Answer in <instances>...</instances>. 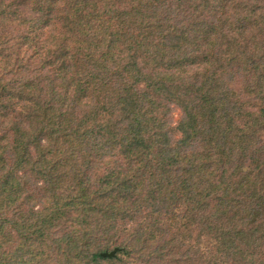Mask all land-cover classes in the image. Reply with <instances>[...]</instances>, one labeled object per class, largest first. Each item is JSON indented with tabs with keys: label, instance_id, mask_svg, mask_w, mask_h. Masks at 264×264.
Here are the masks:
<instances>
[{
	"label": "trees",
	"instance_id": "trees-1",
	"mask_svg": "<svg viewBox=\"0 0 264 264\" xmlns=\"http://www.w3.org/2000/svg\"><path fill=\"white\" fill-rule=\"evenodd\" d=\"M0 264H264V0H0Z\"/></svg>",
	"mask_w": 264,
	"mask_h": 264
},
{
	"label": "water",
	"instance_id": "water-1",
	"mask_svg": "<svg viewBox=\"0 0 264 264\" xmlns=\"http://www.w3.org/2000/svg\"><path fill=\"white\" fill-rule=\"evenodd\" d=\"M115 251H116V248H114L113 250L111 251H103L101 254L103 256H113L115 254Z\"/></svg>",
	"mask_w": 264,
	"mask_h": 264
},
{
	"label": "rangeland",
	"instance_id": "rangeland-1",
	"mask_svg": "<svg viewBox=\"0 0 264 264\" xmlns=\"http://www.w3.org/2000/svg\"><path fill=\"white\" fill-rule=\"evenodd\" d=\"M179 116V110L176 109L175 112H174V120ZM11 244H14V241H11ZM10 245V244H9ZM13 246V245H12ZM6 247H9V246H6Z\"/></svg>",
	"mask_w": 264,
	"mask_h": 264
}]
</instances>
